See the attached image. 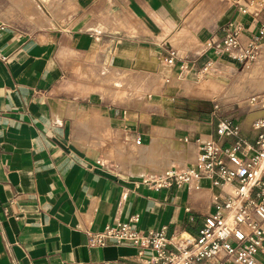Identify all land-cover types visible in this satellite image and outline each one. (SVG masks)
<instances>
[{
	"label": "crops",
	"instance_id": "0c3cea01",
	"mask_svg": "<svg viewBox=\"0 0 264 264\" xmlns=\"http://www.w3.org/2000/svg\"><path fill=\"white\" fill-rule=\"evenodd\" d=\"M28 2L0 0V264H140L133 247L89 245L90 234L133 215L141 231L198 236L214 197L233 188L204 179L155 191L143 180L192 166L200 142L222 143L221 119L202 122L195 101L219 110L236 97L242 136L255 142L264 110L247 100L264 92V42L250 69L211 48L230 22L244 43L257 35L264 4ZM207 63L211 72L196 78ZM203 83L205 96H192ZM154 143L171 152H152Z\"/></svg>",
	"mask_w": 264,
	"mask_h": 264
},
{
	"label": "built area",
	"instance_id": "2783aa9c",
	"mask_svg": "<svg viewBox=\"0 0 264 264\" xmlns=\"http://www.w3.org/2000/svg\"><path fill=\"white\" fill-rule=\"evenodd\" d=\"M252 4L262 5L264 0H250ZM242 35L243 27L230 22L224 36L211 49L217 56L249 67L257 60L264 42V21L258 34L246 43ZM173 62L171 58L169 63ZM212 68L213 64L207 63L195 77L203 78ZM247 102L257 110H264V92L249 97ZM254 130L257 137L250 143L243 138L239 125L221 119L216 134L222 143L200 142L192 166L171 168L143 180L155 191L186 186L198 189L204 179L220 189L233 188L228 196L214 197L213 211L204 219L198 236H171L167 226L141 231L137 228L140 216L133 215L127 222L90 234L89 245L133 247L140 264H258V256L264 249V116L254 122ZM230 140L234 142L223 145ZM140 144L138 140L137 145Z\"/></svg>",
	"mask_w": 264,
	"mask_h": 264
},
{
	"label": "rangeland",
	"instance_id": "374dc122",
	"mask_svg": "<svg viewBox=\"0 0 264 264\" xmlns=\"http://www.w3.org/2000/svg\"><path fill=\"white\" fill-rule=\"evenodd\" d=\"M48 1L53 6L52 1H54V0H48ZM24 3L27 4L29 2H28V0H24ZM52 6H51V8H52ZM257 61L264 62V48L262 49V52L260 54V58ZM253 64H255V62L252 63L247 69H250L253 66ZM241 71H242V68L239 70V72H241ZM228 82H229L228 83L229 86H235L234 83L236 82V77L232 78L231 80L228 79ZM206 90H208L207 85H206V83H203L201 85H198L191 92V94H192V96H195V97H203V96H205L204 92ZM215 90H217V89H215ZM230 91H232V90H230ZM235 99H236V97L228 96L225 99L226 103H225L224 107L219 108V110L213 109L212 104H210L209 102H205V101L197 102V101H195V103H196L195 108H194L195 115H197V114L200 115L202 122L207 121V120L208 121L215 120L217 117L218 119L230 120L234 124L238 125L237 122L239 121V119H243L244 115L242 113H240V110L237 108L236 104L234 103ZM213 111L215 112L214 117L212 116ZM159 151L168 152V153L171 152L167 148H164V149L161 148ZM179 153H180V151L179 152L176 151L175 154H179Z\"/></svg>",
	"mask_w": 264,
	"mask_h": 264
},
{
	"label": "bare ground",
	"instance_id": "6f19581e",
	"mask_svg": "<svg viewBox=\"0 0 264 264\" xmlns=\"http://www.w3.org/2000/svg\"><path fill=\"white\" fill-rule=\"evenodd\" d=\"M161 149V145L158 143H154V145L152 146V152H157ZM171 150V149H170ZM175 151L179 152V148H175Z\"/></svg>",
	"mask_w": 264,
	"mask_h": 264
}]
</instances>
